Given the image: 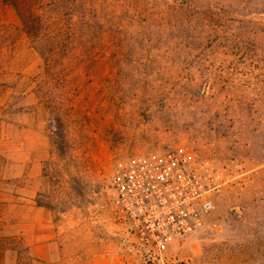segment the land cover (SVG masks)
I'll list each match as a JSON object with an SVG mask.
<instances>
[{
  "label": "rangeland",
  "instance_id": "rangeland-1",
  "mask_svg": "<svg viewBox=\"0 0 264 264\" xmlns=\"http://www.w3.org/2000/svg\"><path fill=\"white\" fill-rule=\"evenodd\" d=\"M245 1L226 11L264 20V0ZM92 2L99 23L47 64L0 0V264H264V28ZM180 150L214 209L161 261L117 220L112 180Z\"/></svg>",
  "mask_w": 264,
  "mask_h": 264
},
{
  "label": "built area",
  "instance_id": "built-area-1",
  "mask_svg": "<svg viewBox=\"0 0 264 264\" xmlns=\"http://www.w3.org/2000/svg\"><path fill=\"white\" fill-rule=\"evenodd\" d=\"M213 183L179 152L131 157L112 180L117 220L149 258L204 228L214 209Z\"/></svg>",
  "mask_w": 264,
  "mask_h": 264
},
{
  "label": "trees",
  "instance_id": "trees-1",
  "mask_svg": "<svg viewBox=\"0 0 264 264\" xmlns=\"http://www.w3.org/2000/svg\"><path fill=\"white\" fill-rule=\"evenodd\" d=\"M172 1L174 5L167 7L172 6V9L181 10L182 13L192 17L195 25L201 24L208 30L219 26L224 29L227 20L234 17L233 15H239L234 11H226L225 5L239 4L242 5L240 11H243L251 4V1L245 0ZM1 2L14 9L21 31L26 34L36 52L47 64L56 59L63 38L79 30L93 28L99 23L95 18L97 5L92 0H1ZM123 3L128 9L132 5L134 7L132 0H123ZM239 16V20L232 19L246 29L252 26L261 30L264 28L263 19L255 21Z\"/></svg>",
  "mask_w": 264,
  "mask_h": 264
},
{
  "label": "crops",
  "instance_id": "crops-1",
  "mask_svg": "<svg viewBox=\"0 0 264 264\" xmlns=\"http://www.w3.org/2000/svg\"><path fill=\"white\" fill-rule=\"evenodd\" d=\"M33 252H34V254H35V253H37V250H34Z\"/></svg>",
  "mask_w": 264,
  "mask_h": 264
}]
</instances>
